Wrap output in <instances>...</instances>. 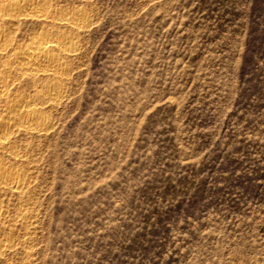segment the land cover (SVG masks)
<instances>
[{"label": "rangeland", "instance_id": "1", "mask_svg": "<svg viewBox=\"0 0 264 264\" xmlns=\"http://www.w3.org/2000/svg\"><path fill=\"white\" fill-rule=\"evenodd\" d=\"M47 1L86 25L58 27L76 47L52 128L16 136L0 264H264V0ZM34 19L0 27L20 47Z\"/></svg>", "mask_w": 264, "mask_h": 264}, {"label": "bare ground", "instance_id": "2", "mask_svg": "<svg viewBox=\"0 0 264 264\" xmlns=\"http://www.w3.org/2000/svg\"><path fill=\"white\" fill-rule=\"evenodd\" d=\"M50 7L47 0H0V21L19 23L22 19L35 18L44 25L40 35L20 47H14L8 31L0 27V101L6 103L4 112L0 109V233L5 229L2 197L9 192L22 194L30 178L29 170L17 161L21 157L16 149V136L20 133L42 135L47 132L51 127L50 118L39 107L57 103L64 91L65 75L69 71L67 59L76 45L74 47L73 36L61 32L60 26L79 28L86 25L85 15L77 10L70 16H56ZM50 26L57 29L49 30ZM17 77H29L38 82L42 80L44 84L38 94L18 95L13 91ZM23 209L17 219L23 226L29 227L32 218ZM9 228L14 230V227ZM13 246L12 236L1 238L0 257Z\"/></svg>", "mask_w": 264, "mask_h": 264}]
</instances>
